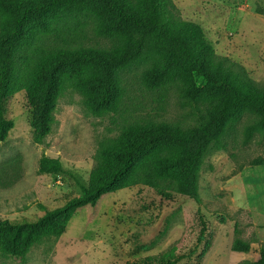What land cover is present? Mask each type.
Listing matches in <instances>:
<instances>
[{"label":"rangeland","instance_id":"obj_1","mask_svg":"<svg viewBox=\"0 0 264 264\" xmlns=\"http://www.w3.org/2000/svg\"><path fill=\"white\" fill-rule=\"evenodd\" d=\"M183 21L201 27L215 55L264 89V0H171ZM3 20L0 18V33ZM41 38L36 47H101L108 40L94 33L90 20H72ZM37 53L29 51L27 56ZM144 67L123 73L125 114H96L76 83L61 91L50 133L34 143L31 108L24 91L7 101L13 128L0 142V219L34 220L80 193V186L103 162L102 152L127 131L149 121L183 128L198 125V114L181 105L174 87L149 92L140 83ZM256 118L245 115L230 127L223 148L210 145L197 178L199 203L165 191L145 161L124 188L103 196L95 206L77 210L60 234L35 242L24 260L0 241V264H132L147 258L189 255L177 264H237L256 260L264 244V133L245 140ZM45 159L48 171H39ZM200 210L206 225L200 234ZM236 239L249 253L232 250Z\"/></svg>","mask_w":264,"mask_h":264},{"label":"trees","instance_id":"obj_2","mask_svg":"<svg viewBox=\"0 0 264 264\" xmlns=\"http://www.w3.org/2000/svg\"><path fill=\"white\" fill-rule=\"evenodd\" d=\"M0 18V142L14 125L6 116L7 101L21 91L31 108L34 143L50 133L57 99L69 83L83 90L93 113L129 112L122 75L137 67H144L140 76L144 89L174 87L181 105L198 114V125L190 128L149 121L125 132L102 152V164L78 195L54 209L40 205L43 213L34 220L0 219V241L19 260L42 237L62 233L77 210L93 207L103 196L126 187L149 159L165 191L198 204L197 178L209 146L223 148L227 130L247 114L256 121L246 127L245 140L255 132L264 133V89L219 59L201 27L183 21L171 0H0ZM82 19L92 22L94 33L107 39V46L36 47L61 25ZM29 51L36 56L29 58ZM251 165L264 166V159ZM39 171H48L45 159ZM197 215L199 243L206 225L199 209ZM232 250L246 254L251 246L236 239ZM258 252L256 260L237 264H264V244ZM189 255L132 264H177Z\"/></svg>","mask_w":264,"mask_h":264}]
</instances>
